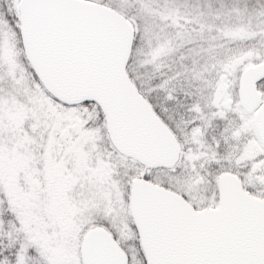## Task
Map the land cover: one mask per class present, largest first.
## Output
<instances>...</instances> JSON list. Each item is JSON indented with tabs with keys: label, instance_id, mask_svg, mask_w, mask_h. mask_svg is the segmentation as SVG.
I'll return each instance as SVG.
<instances>
[{
	"label": "snow or ice",
	"instance_id": "obj_1",
	"mask_svg": "<svg viewBox=\"0 0 264 264\" xmlns=\"http://www.w3.org/2000/svg\"><path fill=\"white\" fill-rule=\"evenodd\" d=\"M0 264H264V0H0Z\"/></svg>",
	"mask_w": 264,
	"mask_h": 264
}]
</instances>
